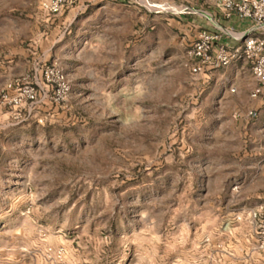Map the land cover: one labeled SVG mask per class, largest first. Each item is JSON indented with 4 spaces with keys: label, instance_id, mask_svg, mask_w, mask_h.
Masks as SVG:
<instances>
[{
    "label": "rangeland",
    "instance_id": "374dc122",
    "mask_svg": "<svg viewBox=\"0 0 264 264\" xmlns=\"http://www.w3.org/2000/svg\"><path fill=\"white\" fill-rule=\"evenodd\" d=\"M36 7L0 0V87L52 63L71 90L41 123L0 112V264H264L235 220L264 205L248 75L194 72L191 15L154 1L141 24L73 19L46 59Z\"/></svg>",
    "mask_w": 264,
    "mask_h": 264
},
{
    "label": "built area",
    "instance_id": "2783aa9c",
    "mask_svg": "<svg viewBox=\"0 0 264 264\" xmlns=\"http://www.w3.org/2000/svg\"><path fill=\"white\" fill-rule=\"evenodd\" d=\"M38 11L45 17L61 14L75 0H36ZM216 8L222 19L235 14L248 22L249 28L242 33L223 28L204 13L212 31L199 29L196 37L186 47L185 60L196 73L225 68L233 61H244L256 86L264 90V0H216ZM252 33L258 34L254 36ZM222 36L240 42L239 46L227 50L221 42ZM71 90L63 71L55 64H43L38 69L26 72L4 82L0 87V112L17 123L33 119L41 123L42 111L61 104ZM252 92L249 97H254ZM248 114H251L248 112ZM236 221H245L253 228L257 249L264 250V205L247 210Z\"/></svg>",
    "mask_w": 264,
    "mask_h": 264
},
{
    "label": "crops",
    "instance_id": "0c3cea01",
    "mask_svg": "<svg viewBox=\"0 0 264 264\" xmlns=\"http://www.w3.org/2000/svg\"><path fill=\"white\" fill-rule=\"evenodd\" d=\"M148 1H154L160 6L166 5L171 7L172 5L173 12H177L183 15H191L189 16V18L184 19L186 29V47L189 46L190 43L194 40L199 29L212 31V26L208 19L200 16L197 13H204L209 18H212L214 21H216L223 28L231 30L232 32L242 33L247 31L249 28L248 22L238 18L235 14H233L228 20L222 19L219 10H217L216 8V0H75L72 5L65 8L61 14H58L56 16L45 17L38 11V13L41 14L42 18L40 20V27L45 31L39 34L34 49L38 48L41 50V48H43L42 54L46 56L45 58L47 59L50 53H54L51 50L54 45L59 46L61 44H65V42L61 41L62 37L64 36V30L66 29V26L70 25L73 19H78L80 21H92L98 29L101 28V24L105 22L111 23L110 26L112 28L120 26L121 23H123V21L125 20V16L138 15L139 24H141L142 20L146 21V6ZM33 2L35 5H37L36 0H33ZM175 3L178 4V7H175ZM134 25H136V23ZM59 29H63V31H60ZM252 35L259 36L255 33H252ZM40 36H43V38L40 39ZM221 42L226 46L227 50H231L234 47L240 45V42L233 40L228 36H222ZM85 45L86 41L83 40L82 49L85 47ZM92 45L93 46H91V49L93 48L98 52L102 51L99 47L100 42L97 41ZM228 66L233 68L236 75H248L249 80H251L255 87L253 88V90H250L249 95L252 91H256L258 94L257 105H262V107L264 108V90H260L256 86V84L252 80L249 68L245 64V62L233 61ZM255 120H257V118Z\"/></svg>",
    "mask_w": 264,
    "mask_h": 264
}]
</instances>
